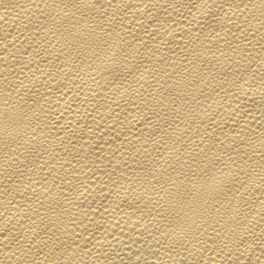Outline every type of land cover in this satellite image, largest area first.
Segmentation results:
<instances>
[{"label":"bare ground","instance_id":"obj_1","mask_svg":"<svg viewBox=\"0 0 264 264\" xmlns=\"http://www.w3.org/2000/svg\"><path fill=\"white\" fill-rule=\"evenodd\" d=\"M0 264H264V0H0Z\"/></svg>","mask_w":264,"mask_h":264}]
</instances>
